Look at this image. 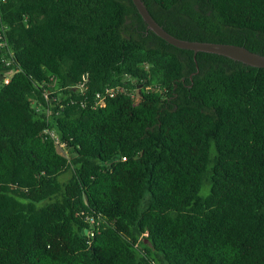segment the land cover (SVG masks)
Listing matches in <instances>:
<instances>
[{"label": "trees", "instance_id": "trees-1", "mask_svg": "<svg viewBox=\"0 0 264 264\" xmlns=\"http://www.w3.org/2000/svg\"><path fill=\"white\" fill-rule=\"evenodd\" d=\"M142 1L264 55V0ZM0 75V264H264V68L133 0H0Z\"/></svg>", "mask_w": 264, "mask_h": 264}, {"label": "water", "instance_id": "water-1", "mask_svg": "<svg viewBox=\"0 0 264 264\" xmlns=\"http://www.w3.org/2000/svg\"><path fill=\"white\" fill-rule=\"evenodd\" d=\"M133 1L144 20L147 22L149 29L169 43L179 48L193 50L195 53L202 51L219 54L250 66L264 68V55L253 52L244 46L230 43L182 40L171 35L152 17L142 0ZM3 79L4 76L0 75V80ZM85 233H88V230H86Z\"/></svg>", "mask_w": 264, "mask_h": 264}, {"label": "rangeland", "instance_id": "rangeland-1", "mask_svg": "<svg viewBox=\"0 0 264 264\" xmlns=\"http://www.w3.org/2000/svg\"><path fill=\"white\" fill-rule=\"evenodd\" d=\"M59 151H60L62 154L67 155L66 150H64V148H63L61 145H59Z\"/></svg>", "mask_w": 264, "mask_h": 264}, {"label": "built area", "instance_id": "built-area-1", "mask_svg": "<svg viewBox=\"0 0 264 264\" xmlns=\"http://www.w3.org/2000/svg\"><path fill=\"white\" fill-rule=\"evenodd\" d=\"M8 82V81H7Z\"/></svg>", "mask_w": 264, "mask_h": 264}]
</instances>
